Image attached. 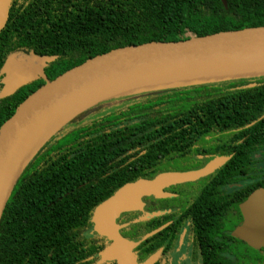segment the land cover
Returning a JSON list of instances; mask_svg holds the SVG:
<instances>
[{"label": "trees", "instance_id": "16d2710c", "mask_svg": "<svg viewBox=\"0 0 264 264\" xmlns=\"http://www.w3.org/2000/svg\"><path fill=\"white\" fill-rule=\"evenodd\" d=\"M226 3L225 8L220 0H11L6 24L0 31V67L6 56H32L43 67L46 78L52 80L115 49L264 26V0ZM28 78L4 101L8 109L0 116V126L44 84ZM118 99H133L136 103L89 119L93 114L90 111ZM162 105L169 107L161 110ZM263 115L264 77L149 87L96 102L45 140L19 175L0 220V264H95L98 253L107 245L92 231L94 208L124 184L150 180L160 172L121 171L118 178L111 177L112 158L116 152L126 151L129 145L123 140L135 129L164 130L173 121L179 124L176 130L191 132L185 140L197 133L200 149L228 158L199 183L206 185L186 209L192 213L205 210L200 206L211 195L210 181L220 182L215 192L220 194L222 187L236 182L243 173H258L257 164L264 160ZM131 116L138 121L135 125L128 123ZM106 124L109 126L103 127ZM58 140L70 143V150L53 159L49 152ZM257 157L261 159L257 161ZM142 160L144 164L145 158ZM255 179V186L236 201L228 203L217 196L213 211L218 213L208 225L204 223L207 217H195L194 229L207 242L219 234L238 240L229 232L242 222L241 204L256 190L264 189V176ZM172 201L178 198L157 199L154 210ZM228 207L239 219L233 216L224 231L219 221ZM137 213L122 214L117 220L118 224H129L120 233L126 240H139L162 221L173 220L178 210L174 216L131 224ZM168 233H173L170 228L148 238L137 249L143 251L149 243H156L158 236ZM239 241L228 245V249L224 244L223 254L216 251L214 256L207 255L205 264H264V248L254 250ZM215 243L219 244L217 240ZM227 251L232 257L225 255Z\"/></svg>", "mask_w": 264, "mask_h": 264}, {"label": "water", "instance_id": "95a60500", "mask_svg": "<svg viewBox=\"0 0 264 264\" xmlns=\"http://www.w3.org/2000/svg\"><path fill=\"white\" fill-rule=\"evenodd\" d=\"M10 1L0 0V31L6 24ZM220 2L227 7L226 0ZM29 66L33 76L28 77L41 78L44 84L25 98L0 126V220L19 175L38 147L63 124L96 102L149 87H184L196 82L264 77V26L115 49L88 59L52 80L46 78L40 64ZM10 67L7 64L6 68ZM227 160V157H215L197 170L164 172L150 180L124 184L98 204L91 215L92 231L109 243L98 254V264L110 261L138 264L134 250L166 225L137 241H129L120 234L129 225L117 224L120 215L143 212L144 199L169 198L171 195L164 189L207 177ZM240 212L242 223L231 236L254 250L264 248V189L253 192L241 204ZM161 214H144L131 224ZM159 254L139 264H154Z\"/></svg>", "mask_w": 264, "mask_h": 264}, {"label": "flooded vegetation", "instance_id": "af4514ba", "mask_svg": "<svg viewBox=\"0 0 264 264\" xmlns=\"http://www.w3.org/2000/svg\"><path fill=\"white\" fill-rule=\"evenodd\" d=\"M20 56L21 58L19 61H15V59L12 60L10 72H6V66L9 64V59L11 57L15 58L16 56H6L7 59H5L4 63L0 67V116L4 115L8 109V105L4 101L9 99L20 86L24 85L22 82L25 81L26 77L28 78V75L32 74L33 76L30 66L29 68H24V62L27 57L21 54ZM33 81H43L44 83V80L37 78L36 76L33 78ZM133 103H136L133 99L107 101L104 102L98 109L90 111L89 113L93 114L91 117H88L89 119L98 117L101 118L102 116L119 112L123 107ZM168 107L169 106L162 105L159 109L166 110ZM124 120L126 122L127 118ZM136 122L138 121L135 120L134 116H131L128 121L130 125H135ZM75 126L76 124L72 125V127ZM108 126L109 124H106L103 127ZM178 127L179 124L171 121L164 127V130H154V128H151L147 131L135 129L133 132H130L129 135L124 138L125 140H123V142L129 145V147L122 153L121 151L116 152V156L112 158L110 169L113 171V175H111V177L113 179L118 178L121 171L135 172L143 169L158 170L160 171L158 174L164 172L193 171L204 167L215 157H219L216 154L208 152L207 149L199 148L197 133H193L194 137L191 135L187 140H185L184 136L186 134H191V132L185 133L182 130H176L175 128ZM124 134L125 132H123L122 135ZM122 139H119L118 142L122 141ZM70 145V143L58 140L56 141L53 150L49 152V155H53V159H56L58 154H64L67 150H70ZM195 150H197V152H195ZM59 157H61V155ZM143 158H145L144 164L142 160ZM260 159L261 157L256 158L257 161ZM262 162H264V160H261V162H258L257 164L258 173L255 175L257 179L258 175L264 176V170L260 167ZM106 175L109 174L107 173ZM255 176L243 173V175H241L236 182L228 183L225 187H222L221 189L223 193L220 194L215 193L217 185L220 182L210 181L209 183L213 186V189H210L211 195L207 197V200H205L206 203L203 206H200L201 208L204 207L205 210H201L200 212L194 211L192 213L190 211H186V209L196 194L206 185L204 183L199 184L204 178L195 182L174 185L164 189V192L170 194L171 196L162 200L178 198V201L164 203V208L162 206L160 210H154L155 201H157V199L153 197L147 198V202H144V211L137 213V218L143 216L144 214H153L157 212H161L162 214L157 217L149 218L148 220L158 217L165 218L166 216H174L177 210L178 214L173 218V220L168 219L166 221H162L158 227L150 231L152 232L159 227L166 225L163 230L170 228V232L173 233L158 236L155 240L156 243H149L143 251H140L137 247L134 250L136 254V262L138 264L142 263L149 257L155 255L157 252H160L154 264H205L207 263L205 261V257L207 255L214 256L216 251L223 254L225 247L224 244H226L227 249L228 245L230 246L232 243L239 244V240H228L224 234L216 235L214 239H210V241L207 242V238L194 229L193 221L197 216H199V218L207 217L208 220L204 223L205 225H208L210 223L209 221H211L215 214L218 213L217 211H213V208L216 206L215 202L217 196H219V200L226 201L228 203L238 200L243 194L248 192L249 189L255 186ZM233 216H235L237 220L239 219L238 214L231 207H228L223 219L219 221L220 227H222L224 231L226 224H231L230 221ZM236 225H239V223ZM157 234L153 236H156ZM229 235H231V232H229ZM215 240H217L219 244L215 243ZM158 242H160L159 245ZM104 243L107 246L109 244L105 238ZM143 255H145V257L143 260L139 261ZM225 255L227 257H232V254L229 251H227ZM95 264H98V255ZM101 264L117 263L115 261H110Z\"/></svg>", "mask_w": 264, "mask_h": 264}, {"label": "rangeland", "instance_id": "374dc122", "mask_svg": "<svg viewBox=\"0 0 264 264\" xmlns=\"http://www.w3.org/2000/svg\"><path fill=\"white\" fill-rule=\"evenodd\" d=\"M16 57L15 58H10L9 60H10V62L13 60V59H15V61H19L20 60V58H21V56H20V54H17V55H15ZM32 63H36V64H39L38 62H36L35 60H34V58L32 57H27L26 59H25V62H24V68H26V67H29V65L30 64H32ZM10 63L8 64V67H10ZM6 72H10V69L8 70V68L6 69ZM260 167H262V169L264 170V162H262L261 164H260Z\"/></svg>", "mask_w": 264, "mask_h": 264}, {"label": "bare ground", "instance_id": "6f19581e", "mask_svg": "<svg viewBox=\"0 0 264 264\" xmlns=\"http://www.w3.org/2000/svg\"><path fill=\"white\" fill-rule=\"evenodd\" d=\"M65 115H67V114H65Z\"/></svg>", "mask_w": 264, "mask_h": 264}]
</instances>
